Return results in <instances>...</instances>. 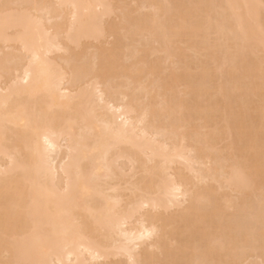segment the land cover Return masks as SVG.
Here are the masks:
<instances>
[{
  "label": "bare ground",
  "instance_id": "6f19581e",
  "mask_svg": "<svg viewBox=\"0 0 264 264\" xmlns=\"http://www.w3.org/2000/svg\"><path fill=\"white\" fill-rule=\"evenodd\" d=\"M0 264H264V0H0Z\"/></svg>",
  "mask_w": 264,
  "mask_h": 264
}]
</instances>
